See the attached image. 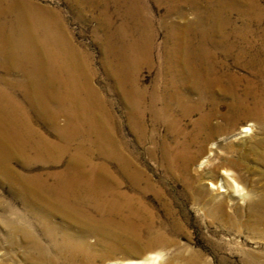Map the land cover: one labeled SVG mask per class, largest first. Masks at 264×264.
I'll use <instances>...</instances> for the list:
<instances>
[{"label":"bare ground","instance_id":"obj_1","mask_svg":"<svg viewBox=\"0 0 264 264\" xmlns=\"http://www.w3.org/2000/svg\"><path fill=\"white\" fill-rule=\"evenodd\" d=\"M159 1L167 7L162 27L170 25L167 18H185L187 13L181 8L183 3L191 6L199 20L198 25L189 22L180 29L178 24L182 21L173 19L170 37H176L177 41L172 43L171 50L167 48L163 52V81L155 82L151 87H143L140 84V66L144 62L153 66L156 60L154 21L148 15L142 0H119L125 6L127 18L125 23L123 22L125 25L120 27V33H116L117 36L112 35L109 50L116 61L114 68L118 85L127 103L135 109V117L140 120V131L143 134L146 132L143 117L149 109L155 115L156 123L166 124L167 130L176 136L173 144L165 140V161L181 164L188 170L199 154L206 151V144L221 130V125L214 122L216 117L222 115L227 126L231 125L240 113L264 121V97L256 99L253 103L254 110L248 111V91L240 95L236 90L243 78L234 77L228 81L229 91L225 90V94L233 100L229 104L228 112L221 114L222 104L215 95L218 94L217 87L220 86L222 77L217 78L216 65H202L204 61L211 62L210 55L205 48L204 53L197 51L199 48L196 49L191 41L190 36L195 31H200L207 39L221 35L226 24L230 22L225 18L231 5L230 1L207 0L203 5L199 0ZM2 18L12 20L14 24L10 28L18 30L24 39L23 43L17 45L16 40L10 37L3 44L6 62L12 65L24 60L30 70L27 71L29 80L26 90L19 88L14 80L5 79L0 82V178L2 182H8L14 199L21 200L26 211L36 217L39 223L21 228L17 226L18 230L23 231L27 241V261L55 264L64 260L68 264H75V256L82 251H90L86 242L76 244L73 240L75 234L70 230L59 235V227L46 225L48 221H43V217L46 215L50 221L58 214L69 218L78 225L67 227L76 229L83 241L94 231L104 238L122 239L126 234L113 232L110 225L106 224L113 217H121L124 220L136 217L141 224L146 223L140 205L142 200L139 197L140 202L134 205L131 197L121 190L123 180L116 170L114 171L106 161H95L94 155L99 153L107 160H121V173L133 183L141 182L142 172L132 161L126 159L122 147L111 131V117L104 98L93 87L88 77L77 72L85 66L83 58L68 39L60 36L52 9L40 5L36 0H0V19ZM6 29L0 25V34L5 33ZM182 37H185L184 43L180 40ZM222 37L225 41L229 38L226 34ZM217 46L219 47L220 43ZM232 46L228 45V49L236 50V46ZM22 52L24 59H21ZM246 53L239 50L238 55L236 54L237 60H242ZM196 58H199L200 64L195 62ZM255 61L256 59L248 60L249 63ZM6 69L10 72L16 71L15 66ZM42 75L46 77L45 82L32 79V76ZM19 92H22V97ZM148 96L151 98L149 105ZM31 110L39 120L53 129L56 138L50 137L36 125V118H33ZM194 115L198 117L193 119ZM61 117L65 118L64 124L59 122ZM186 119L192 120L193 130L189 131L183 126ZM252 125H244L233 137L251 132ZM68 153L71 155L68 166L58 172L29 174L14 165L18 162L23 169H31L41 162L54 164ZM207 160L208 158L204 162ZM220 167L221 165L217 167L219 176L216 181L210 183L212 188L246 196L248 192L245 193L239 177L233 170ZM146 184L145 189L151 188L148 178ZM214 208L213 212L224 211L226 202H220ZM92 210L102 216L98 224H95V218L91 216ZM146 226L151 232L150 237L152 236L150 243L162 240L164 234L155 230V225ZM43 238L48 239L50 246L43 242ZM51 248L55 250V256L51 255ZM135 254L139 255L131 253L132 256ZM163 257V252H156L145 258H131L114 264H159ZM254 262L253 264H264L259 260Z\"/></svg>","mask_w":264,"mask_h":264},{"label":"rangeland","instance_id":"obj_2","mask_svg":"<svg viewBox=\"0 0 264 264\" xmlns=\"http://www.w3.org/2000/svg\"><path fill=\"white\" fill-rule=\"evenodd\" d=\"M36 1L52 9L60 36L68 39L79 51L85 66L77 72L88 77L93 87L104 98L111 117L109 127L122 147L126 159L139 168L143 178L140 183H133L121 173V160L115 158L107 160L99 153L94 155L95 161H106L114 171L116 170L115 172L123 180L121 190L131 197L134 205H138L140 199L142 200L140 205L146 223L141 224L136 217L128 220L113 217L106 224L113 229L111 231L126 234L122 239L104 238L99 232L94 231L85 237L86 241H83L76 229L67 227L78 225L69 218L62 214L52 217V221L46 215L43 217V221H48L46 225L59 227V235L63 231L70 230L75 234L73 240L76 244L86 242L90 251H82L75 256V264H114L131 258H145L156 252L164 254L159 264H253L256 260L264 262V121L240 113L234 122L227 126L222 115H219L214 122L221 125V130L206 144V151L199 154L188 170H185L181 164L166 162L163 145L166 141L175 143L176 136L167 130L166 124H157L155 115L149 109L145 111L143 117L146 128L143 134L139 127L140 120L135 117V109L127 103L117 82L115 60L109 45L112 35L117 36L120 27L125 25L127 16L123 2L120 3L119 0ZM199 1L202 5L207 2V0ZM225 1L231 2L225 15L230 22L226 24L221 35L207 39L203 33L195 31L190 37L194 47L199 48L197 51L201 50L204 53L205 48L210 55L211 62L204 61L202 65H216L217 78L222 77L220 86L217 87L218 94L215 95L222 104L221 114L228 112L229 104L233 100L225 93L229 91L228 81L230 82L234 77L243 78L238 87L236 86V90L240 95L248 91L247 110L252 111L254 101L261 96L264 97V0ZM142 2L154 21L156 32L155 65L151 66L148 62H144L140 66V84L143 87H151L155 82L163 81L165 78L162 70L163 52L167 48L171 50L172 43L177 41L176 37H170V32L173 31V19L177 20L179 17L167 18L170 25L162 27L167 7L159 0H142ZM181 8L187 14L185 18L178 19L182 21L178 27L183 29L182 26L189 22L198 25V17L191 6L183 3ZM13 24L12 20L7 18L0 19V25L7 28L5 33L0 34V82L5 79L14 80L19 88L26 90L29 65L24 60L10 65L3 54V44L10 37L16 40L17 45L24 41L23 35L18 30L10 28ZM223 34L229 36L227 41L223 40ZM127 37L131 38V36ZM180 40L184 43L185 37ZM218 43H220L219 47ZM228 45L230 47L235 45L236 50L230 51ZM239 50L247 52L242 60L236 58ZM23 52L22 55L20 53L21 59L25 57ZM198 59L196 58L195 62L200 64ZM250 59L256 61L249 63ZM13 66L16 68L14 72L6 69ZM32 79H36L37 82L46 81L44 75L32 76ZM19 93L22 97V92ZM150 102L151 98L148 96L147 104L149 105ZM31 114L34 119L36 118V125L50 137L56 138L53 129L39 120L34 111ZM197 117L194 115L193 119ZM59 122L64 124L65 118L61 117ZM191 122V119L183 121V126L189 131L194 128ZM249 124H253L251 132L237 138L233 137L244 125ZM179 138L183 140L182 137ZM70 158L71 155L68 153L57 163L41 162L31 169H23L18 162L14 165L29 174L58 172L68 166ZM206 158L208 160L204 162ZM218 165L233 170L239 177L245 193L248 192L246 196H240L232 191L220 192L212 188L211 181H216L219 176ZM146 178L151 181L149 189H145ZM12 193L8 182H2L0 178V264H37L27 261V241L23 231L18 230L17 226L21 228L39 223L36 217L26 211L21 200L14 199ZM223 201L226 202L224 211L213 212L214 207ZM91 216L95 218V224L101 222L102 216L95 210H92ZM146 225H155V230L164 234L162 240L150 243L152 236L150 237L151 232ZM35 228L41 231L39 227L35 226ZM43 242L50 246L48 239L43 238ZM132 252L139 255L132 256ZM51 255H56L52 248ZM55 264L68 263L59 260Z\"/></svg>","mask_w":264,"mask_h":264}]
</instances>
